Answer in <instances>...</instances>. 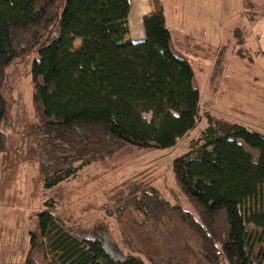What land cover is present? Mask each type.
<instances>
[{"label":"trees","instance_id":"16d2710c","mask_svg":"<svg viewBox=\"0 0 264 264\" xmlns=\"http://www.w3.org/2000/svg\"><path fill=\"white\" fill-rule=\"evenodd\" d=\"M145 40L130 38L129 0H0V154L8 115L9 71L31 58L33 105L42 140L44 188H58L125 146L174 148L203 121L195 72L167 26L162 0H150ZM251 17V16H250ZM243 31H234L244 48ZM76 41H81L78 48ZM145 114H151L148 121ZM206 128L173 161V176L190 207L156 187L128 184L117 204L138 226L167 223L193 234L192 264H264V134L206 114ZM227 151V153H225ZM46 201L29 233L25 264H174L145 254L127 234L123 247L104 222L73 231Z\"/></svg>","mask_w":264,"mask_h":264},{"label":"rangeland","instance_id":"374dc122","mask_svg":"<svg viewBox=\"0 0 264 264\" xmlns=\"http://www.w3.org/2000/svg\"><path fill=\"white\" fill-rule=\"evenodd\" d=\"M162 1L173 40L194 69L203 121L174 148L142 150L125 146L58 188L47 190L37 158L42 130L32 99V61L24 55L10 69L4 89L8 115L2 125L7 149L0 154V264H25L29 233L36 226L37 214L46 209L45 203L51 199L60 202L54 211L79 234L104 222L121 247L129 234L142 252L158 261L175 257L174 264H192L185 248L193 234L186 226L166 221L157 231L143 229L130 211L118 216V201L125 199L128 184L136 183L156 186L172 203L180 201L190 207L173 176V161L186 154L192 141L200 138L206 128V114L264 134V60L257 48L249 46L253 42L249 26L240 25L241 0ZM258 1L261 4L257 12L264 13V0ZM131 4L129 24L133 31L139 25L144 30L145 4L138 3V21L135 2L132 0ZM249 13L245 14L252 15ZM237 27L243 31L248 52L239 50V37L234 33ZM80 45L81 41H76L74 47ZM144 116L148 121L152 119L151 114Z\"/></svg>","mask_w":264,"mask_h":264},{"label":"crops","instance_id":"0c3cea01","mask_svg":"<svg viewBox=\"0 0 264 264\" xmlns=\"http://www.w3.org/2000/svg\"><path fill=\"white\" fill-rule=\"evenodd\" d=\"M131 1L132 0H129L130 6H131V11H132ZM133 1L135 2V7H136L135 17H136L137 12H138V3L145 4V6H146L145 7L146 10L143 14L144 17L149 15L152 12V6L150 3V0H133ZM241 3H242V7H241L242 12L240 13V16H241V24L240 25L249 26L250 37H251V40H253L252 44H249V46H250V48H254V47L257 48L258 53H259L258 54L259 57L261 56V58L264 60V13H261L259 10L257 12V10H256L259 7V5L261 4V2L258 0H241ZM164 8H165V6H164ZM247 11L250 12L249 14L252 13V15L247 16L245 14ZM144 17H143V19H144ZM136 19L138 21V17H136ZM166 21H167V18H166ZM236 29H238V27ZM130 38L134 42L144 41L145 30H142L140 28V25H139L138 28H136V30L133 31V29L131 28V25H130ZM257 50H256V52H257ZM262 68L264 69V67H262Z\"/></svg>","mask_w":264,"mask_h":264}]
</instances>
